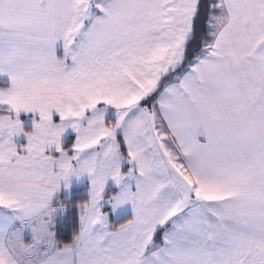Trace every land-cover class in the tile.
<instances>
[{"label": "snow or ice", "instance_id": "obj_1", "mask_svg": "<svg viewBox=\"0 0 264 264\" xmlns=\"http://www.w3.org/2000/svg\"><path fill=\"white\" fill-rule=\"evenodd\" d=\"M0 264H264V0H0Z\"/></svg>", "mask_w": 264, "mask_h": 264}]
</instances>
